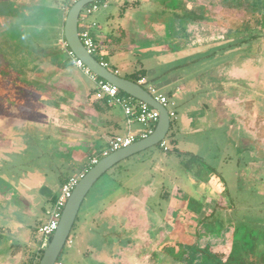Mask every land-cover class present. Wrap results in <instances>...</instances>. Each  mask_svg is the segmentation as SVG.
Listing matches in <instances>:
<instances>
[{
  "label": "rangeland",
  "instance_id": "rangeland-1",
  "mask_svg": "<svg viewBox=\"0 0 264 264\" xmlns=\"http://www.w3.org/2000/svg\"><path fill=\"white\" fill-rule=\"evenodd\" d=\"M16 1L21 4L14 0L6 4L12 8L8 12L14 25L0 36L2 56L13 58L5 60L20 80L15 85L19 96L12 102L0 100V189H11L5 200L0 197V209H5L0 210L4 230L0 235L7 240L0 257L14 245L11 253L16 255L10 264H27L33 254L37 256L34 264H38L37 253L43 250L41 246L47 247L38 229L49 219L50 199L57 198L63 184L89 165L94 153L99 155L107 147V138L101 139L104 133L100 130L94 137L77 140L73 129L64 128L73 124V114L84 107L78 105L79 95L90 96L91 106L97 104L94 84L61 50V10L70 0ZM184 1L101 0L100 12L89 18L99 21L104 33L124 31L126 35L108 56L110 71L116 68L120 77L131 79L145 70L150 85L175 103L167 109L176 117L165 138L169 152L160 144L151 147L120 162L96 182L70 233L73 244L65 245L58 258L65 264H122L121 253L126 259L132 256L133 264H186L181 261L182 250L202 238L212 243L223 235L222 245L212 243L208 258L196 264H226L228 253L243 247L245 238L264 239V53L241 50L226 54L224 48L196 40L197 47L182 49L184 42L178 44L174 37L173 22L178 21V14L186 15ZM135 2L139 5L121 16L123 5ZM30 5L42 6L29 22L37 30L18 36V30L28 23L19 11ZM63 12L67 17L69 11ZM137 12L138 21L145 16L152 27L172 26L170 33L151 41L139 38L134 34L139 29L131 20ZM242 14L240 9L236 17ZM9 22L1 18L0 29ZM262 42L264 45V38ZM50 48H55V63L67 69H53L46 61L41 62L42 72L35 69L33 62L44 58V50ZM51 94L59 98L53 99ZM109 109L110 119L121 116L118 106ZM81 126L82 131L93 134V125ZM132 130L146 132L139 124L132 125ZM146 196L156 208L144 214L154 222L149 224L152 227L122 230V203L128 198L132 200L129 205H137ZM218 202L225 208L206 216L211 212L205 211V205L210 203L208 209H213ZM130 217L126 218L132 221ZM141 234H146L147 241L162 234L166 242L159 251L152 244L147 251L141 250L134 245ZM125 237L132 240L135 254L132 250L119 252L123 248L120 239ZM225 243H231L230 247H223ZM224 248L228 253L220 255ZM196 249L192 256L204 259L199 247ZM138 252L142 254L137 256Z\"/></svg>",
  "mask_w": 264,
  "mask_h": 264
},
{
  "label": "flooded vegetation",
  "instance_id": "flooded-vegetation-1",
  "mask_svg": "<svg viewBox=\"0 0 264 264\" xmlns=\"http://www.w3.org/2000/svg\"><path fill=\"white\" fill-rule=\"evenodd\" d=\"M9 0H0V20L1 18H5L10 20L8 24V28L0 29V36L5 33L11 26L14 25V21L12 16H10V13H6L3 9L4 6H6L7 2ZM17 4L16 0H14ZM216 3V4H214ZM16 4V5H17ZM184 6L186 8V15L184 13L178 14L177 16L179 18L178 21L173 22L175 25L173 33H175L174 37H176V40H178V44H183L180 47L182 49H186L188 47H197L196 41H201V45H211V47H220L224 48L226 50V54H235L238 51H252L255 55H263V38H264V0H185ZM36 8H42V6H37ZM240 9H243L244 14L241 16L238 15V18L236 17L237 13H240ZM8 16H7V15ZM243 17V18H242ZM182 18V19H180ZM228 22V26L225 24ZM148 23H144V33L148 34L147 39L151 41L153 38H156V36H161L170 33V28L166 26H160V25H154L152 27V24L147 21ZM224 24V25H223ZM64 24H62L61 32H62V39L63 41H66L64 38ZM172 25V23H171ZM225 26V27H224ZM28 27H33L31 24L28 25ZM242 29V30H241ZM63 30V31H62ZM244 30V31H243ZM259 33H258V32ZM243 35V38L241 39V36ZM173 36V35H171ZM171 36H169V40H171ZM59 39V40H60ZM147 40V41H148ZM157 40V39H156ZM196 40V41H195ZM161 41V40H160ZM215 43V44H214ZM9 45V44H8ZM0 45V49H2ZM173 47V46H172ZM8 49V48H7ZM63 52L66 53V51L61 48ZM190 50V49H189ZM46 55L44 58H38L33 63H35V69L39 68L41 69L43 62H51L53 63L54 67L53 69H63V65H58V63H54L56 61L55 59V48H50L44 50ZM259 53V54H258ZM225 54V52H224ZM5 59L13 60L12 57L9 56V58L6 56H2V51H0V100L4 101H13L19 96L17 92V73H15V70H10L11 66L7 64ZM50 60V61H49ZM53 61V62H52ZM42 62V63H41ZM67 69V68H66ZM34 70V69H33ZM42 72V69L40 70ZM23 75V74H22ZM32 75V74H30ZM19 80V79H18ZM20 81V80H19ZM53 99H58V96L50 95ZM91 97H88V100H90ZM11 101V102H12ZM76 113V112H75ZM11 189H0V197H9ZM224 199V198H223ZM223 203L225 204V201ZM212 203V202H210ZM210 203L205 205V211L208 213L211 212V215H206L208 217H212L216 210L218 208H225L223 207L224 204H219L215 206L213 209H208L210 206ZM142 216V215H141ZM140 216V217H141ZM205 216V220L207 219ZM132 217V216H131ZM146 218V217H145ZM148 226V225H147ZM145 227H142V231H144ZM140 230V231H141ZM147 230V229H146ZM237 232V231H236ZM235 232V233H236ZM139 242L135 241L136 247H139L141 250L145 249L147 251V247H149L151 244L153 248L156 251H159V249L162 247V245L166 242V237L162 234L156 239L152 238L150 239L145 238V235H140ZM224 236L221 238L214 240L212 243L221 246L224 242ZM258 238V237H257ZM157 240V241H156ZM156 241V244L153 242ZM236 242V241H235ZM132 240L129 239L128 246L125 247V249L128 250H134V245L132 246ZM212 243L209 241L207 242L205 238H202V240H198L196 245L193 247L185 248L181 251V261L184 260V263L186 264H196V262L202 263L203 260L208 255V251L212 247ZM260 243L263 244V246H260ZM224 245V244H223ZM231 243H225L223 247H230ZM143 246V247H141ZM184 245H181L183 247ZM202 248H201V247ZM245 246V247H244ZM135 247V248H136ZM200 249V256H204V259L197 260V258H194L192 256L193 250L197 251L196 248ZM204 247V248H203ZM244 247V248H243ZM239 246V248L234 250V252L228 253V249L221 253L220 255L224 253H228V257L226 258V264H264V239L260 238L256 240L255 238H245L244 239V245ZM261 250V251H260ZM230 251V250H229ZM246 251V253H245ZM245 253V256L244 254ZM139 256L142 254V252H138ZM150 254V252H149ZM165 257H168L166 254H163ZM258 257H261V260H259ZM194 258V259H192ZM150 259V257H148ZM191 259V260H190ZM208 262V261H204ZM209 264V263H207Z\"/></svg>",
  "mask_w": 264,
  "mask_h": 264
},
{
  "label": "built area",
  "instance_id": "built-area-1",
  "mask_svg": "<svg viewBox=\"0 0 264 264\" xmlns=\"http://www.w3.org/2000/svg\"><path fill=\"white\" fill-rule=\"evenodd\" d=\"M79 0H70V3L62 9L63 11H69V8L72 7ZM100 10V1L89 4L85 6L81 12L79 19V37L83 43L87 52L93 57L98 55V46L96 40L91 32V29L86 26L87 18L96 14ZM64 50L68 56L73 60L74 66L81 70L85 76H87L91 82L94 84V96L97 101L106 102L109 106H118L125 117L126 131L121 135L113 137L107 147L100 151L99 155L94 153L90 158L89 165L83 167L80 172L69 178L62 186L57 199L53 203L50 216L47 222L43 223L39 229L38 233L41 236L43 242H46L47 247L50 244L55 232L57 231L63 211L67 205V202L72 197V194L77 187L80 180L86 175V173L97 165L103 158L117 152L121 149L128 148L134 143L147 138L153 134L155 128L160 119V113L158 110L154 109L150 105L138 101L135 98L126 95L116 86L111 83L101 79L95 73H93L80 59H78L74 53L70 50L67 45V42L64 41ZM99 59V60H98ZM97 60L107 70L110 71L111 65L104 59L98 58ZM115 75L119 76L118 71H111ZM141 87H147V92L162 106L166 109L171 106H175L174 102H171L167 96L159 94L156 88L150 85L147 78H142L139 83ZM168 110V109H167ZM170 120L176 117L174 111L168 110ZM139 124L142 125L146 132L134 133L132 130V125ZM160 147L164 152H169V147L167 146L166 140L160 143ZM73 242L68 238L65 245L71 246ZM46 247V248H47ZM41 246V249L45 250ZM55 264H65L62 261L57 260Z\"/></svg>",
  "mask_w": 264,
  "mask_h": 264
},
{
  "label": "water",
  "instance_id": "water-1",
  "mask_svg": "<svg viewBox=\"0 0 264 264\" xmlns=\"http://www.w3.org/2000/svg\"><path fill=\"white\" fill-rule=\"evenodd\" d=\"M101 0H79L69 10L65 25L64 38L68 47L74 55L80 59L93 73L101 79L116 86L119 90L138 101L144 102L160 113V119L153 134L142 139L128 148L121 149L103 158L97 165L91 168L80 180L75 188L72 197L67 202L63 211L61 221L50 244L44 250L43 257L39 264H55L62 250L70 237L80 208L96 182L114 166L133 155L143 152L151 147L159 145L165 140L171 128V120L168 110L158 103L143 87L130 80L124 79L107 70L99 61L90 55L85 49L79 37V19L83 8L89 4Z\"/></svg>",
  "mask_w": 264,
  "mask_h": 264
},
{
  "label": "crops",
  "instance_id": "crops-1",
  "mask_svg": "<svg viewBox=\"0 0 264 264\" xmlns=\"http://www.w3.org/2000/svg\"><path fill=\"white\" fill-rule=\"evenodd\" d=\"M136 5H139V2H137V3L135 2V4L125 3L123 5L122 10H121V16L125 15L132 7H135ZM168 11L169 10L167 9V10L162 11V12H168ZM99 12H100V10L96 14H94L92 16L97 15ZM65 15H66V13L64 12L63 22H65V20H66L65 19L66 18ZM132 16L133 15H131V17ZM139 16H138V12H137L136 14L134 13L133 18H131V20L135 22V25H137V27L139 29V31L135 32L134 34L138 35V37L141 38V39L148 40L147 39L148 34L144 33V29L142 28V27H144V23H148L147 19L144 16V18L141 19V21H138L137 19L139 18ZM147 16H150V15H147ZM90 17L87 18L86 26L91 29V32H92V34H93V36H94V38L96 40L97 46H98L99 52H98V55L95 58L96 59L104 58L108 62V56L111 55L113 53V51L116 49L115 46H118V45L121 44V41L126 37V35H125L124 31L117 32L116 34L104 33L103 28L100 25L99 21H90L89 20ZM171 23L168 22V26ZM154 50L157 51V52H161V53H165L166 54L164 49H160L158 47H155ZM50 64H51L52 67H54L53 63L50 62ZM57 70H60V69L57 67ZM63 70H64V68H63ZM114 70L119 72V70L116 69V68ZM44 76H46L47 79H48L47 75H44ZM124 79H127V78H124ZM93 94H94V91H93ZM78 100L80 101V104H78L79 106L81 105L80 108H82L83 106L84 107L82 109L78 110L79 113H74L73 114L72 118H75V121L73 120V124L70 125V126L64 127L65 129H73L74 132L72 131V134H73L74 137L77 138V140H82L88 135L89 136L92 135L91 137H94L96 132L101 130L104 133L102 135L101 139L104 140V139L107 138L106 141L104 142V144L107 146L109 141L113 137H115L117 135H121V132H123V131H124L123 133H125V131H126V123H125V117H124L123 112H122L121 109H120L121 116L119 118L117 116L113 117V115H112V117L110 119L109 118V116H110L109 114L111 112V109L103 108L102 110H99L96 105L95 106L94 105L91 106L90 104H88L91 101V99L88 100L86 98V96H84V95H79ZM81 101H82L83 105L81 104ZM97 102H99V101H97ZM110 107L111 106H109V108ZM92 113H94V114L92 115ZM87 123L90 124V125H93L92 126L93 127V129H92L93 134L87 133L88 130L87 131H82V126L81 125H84V124H87ZM101 126H102V129L100 128ZM104 136H108V137H104ZM92 140H94V139H92ZM55 198H56V196L50 199L51 204L54 203L53 199H55ZM3 199L5 200V197H3ZM148 199H149L148 196L140 197L139 198V200H140L139 202L142 203V204L139 203L137 205H129L132 200L128 199V198L125 199V201L122 203L124 206L121 205V209L119 210L120 221L123 222V223L125 221V224H120L121 225L120 228L122 230L125 228V230L133 229L134 231H136L137 228H139V226H143V227H147V228L152 227L150 225H152L154 222L151 221V219L149 217L145 218L144 214H147V213H150V212L153 213V210L156 209V208H153L152 206H150V203H148ZM2 200H0V201H2ZM2 209L5 210L4 208H1L0 210H2ZM130 216H132V217H130ZM126 217H130V219H132V221H129ZM126 219H127V222H126ZM3 231H4L3 227L0 226V233H3ZM151 240H152V238H150V241ZM5 241H7V240H4L2 238V236L0 235V249L2 247H4ZM128 241H129V237H125L124 240L120 239V242H121L120 246H122L123 248L119 252H122L124 250L128 251V249H125V247H127L129 245ZM13 246L14 245H10L8 247V249H10V251L8 252L7 255H5V256L2 255L0 257V264H10L11 263L12 256L16 255L15 252H14L15 253L14 255L11 253V250H12L11 247H13ZM132 251L135 254L136 251H134V250H132ZM118 254H120V253H118ZM134 254H130L129 253V256L130 255H134ZM136 254H137V256H139L138 253H136ZM121 255H122L121 256L122 257V259H121L122 260V262H121L122 264H126V263L127 264L128 263L129 264H131V263L133 264V261L135 259L132 256L129 259H126V258H128V256L126 257V254L121 253Z\"/></svg>",
  "mask_w": 264,
  "mask_h": 264
},
{
  "label": "trees",
  "instance_id": "trees-1",
  "mask_svg": "<svg viewBox=\"0 0 264 264\" xmlns=\"http://www.w3.org/2000/svg\"><path fill=\"white\" fill-rule=\"evenodd\" d=\"M18 5V4H17ZM71 8V7H70ZM70 8H69V10H70ZM3 9H4V11L6 12V13H11V12H8V10H11L12 8H8L7 6H4L3 7ZM62 11V10H61ZM20 12V14L28 21V23H27V25H25V26H23V27H21V30H18V36H22L24 33H27V32H34V31H36L37 29L35 28V27H28V25H29V22L31 21V18H33V16L34 15H36L37 14V12H38V9L36 10V8L35 7H33L32 5H30L29 7H28V9H26V10H24V9H22L21 11H19ZM40 12V11H39ZM62 13H64L63 11H62ZM39 15V14H38ZM35 19H37V18H35ZM63 19V18H62ZM63 24H64V22H63ZM53 62V61H52ZM56 61H54V63H55ZM64 67V69H66L67 67L66 66H63ZM146 75H147V72L145 71V70H141L140 72H139V75H137V76H132V78L131 79H128L127 78V80H130V81H132V82H134V83H136V84H138L139 83V81L142 79V78H146ZM96 106H97V108L99 109V110H102L103 108H105V109H109V106H108V104L106 103V102H97V104H96ZM170 151V150H169ZM57 198H55V199H53V202H55V200H56ZM40 255V258H39V263H40V261H41V259H42V257H43V254H44V250H39V252L37 253V255ZM37 256H36V254H33V257H31L29 260H28V262H27V264H34L35 263V258H36ZM264 257V256H263ZM38 263V264H39Z\"/></svg>",
  "mask_w": 264,
  "mask_h": 264
}]
</instances>
